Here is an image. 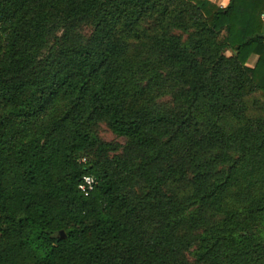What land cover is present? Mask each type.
Instances as JSON below:
<instances>
[{
  "label": "trees",
  "instance_id": "1",
  "mask_svg": "<svg viewBox=\"0 0 264 264\" xmlns=\"http://www.w3.org/2000/svg\"><path fill=\"white\" fill-rule=\"evenodd\" d=\"M263 14L0 0V264H264Z\"/></svg>",
  "mask_w": 264,
  "mask_h": 264
},
{
  "label": "rangeland",
  "instance_id": "2",
  "mask_svg": "<svg viewBox=\"0 0 264 264\" xmlns=\"http://www.w3.org/2000/svg\"><path fill=\"white\" fill-rule=\"evenodd\" d=\"M53 24L46 29V38L48 40V48H50L52 46V44L54 43V38L60 37L63 32L64 29L69 28L71 26H73L74 23H67V22H62L60 19L57 20L56 18L53 20L52 22ZM78 29L80 32H83V34H90V31L92 29H90V27H88V25L86 23H81L78 24ZM47 48V49H48ZM47 49L43 51L42 56H38L37 57V66L35 67V71H40L43 65H40L41 61L45 60V57L47 56ZM163 96V95H162ZM161 96V97H162ZM162 102H167L169 101V97L164 96L161 98ZM94 135L96 138H98L99 140H102L104 142H113V141H117L120 143H123L122 139H117L110 131L109 129L106 127L105 124H99L97 126V128L94 130Z\"/></svg>",
  "mask_w": 264,
  "mask_h": 264
},
{
  "label": "crops",
  "instance_id": "3",
  "mask_svg": "<svg viewBox=\"0 0 264 264\" xmlns=\"http://www.w3.org/2000/svg\"><path fill=\"white\" fill-rule=\"evenodd\" d=\"M209 1H211L213 4H215L216 6H218L220 8H226L229 5V3H230V0H209ZM263 15L261 16V19H262V21L264 23V18H262ZM263 34H264V29H263ZM232 55L233 54H232L231 51H227L226 52V56L230 57ZM257 61H258V57L256 55H251V57L247 61L246 66L252 69V68H254L256 66Z\"/></svg>",
  "mask_w": 264,
  "mask_h": 264
},
{
  "label": "built area",
  "instance_id": "4",
  "mask_svg": "<svg viewBox=\"0 0 264 264\" xmlns=\"http://www.w3.org/2000/svg\"><path fill=\"white\" fill-rule=\"evenodd\" d=\"M262 18H264V15ZM82 162L85 163L86 160L83 159ZM95 185H96V181L94 177L85 176L83 178V183L79 186V190L87 196L94 190Z\"/></svg>",
  "mask_w": 264,
  "mask_h": 264
},
{
  "label": "water",
  "instance_id": "5",
  "mask_svg": "<svg viewBox=\"0 0 264 264\" xmlns=\"http://www.w3.org/2000/svg\"><path fill=\"white\" fill-rule=\"evenodd\" d=\"M60 235L63 237L64 236V232H60Z\"/></svg>",
  "mask_w": 264,
  "mask_h": 264
}]
</instances>
